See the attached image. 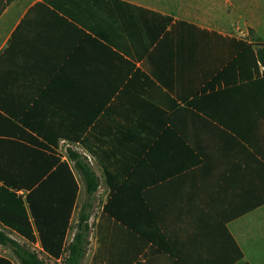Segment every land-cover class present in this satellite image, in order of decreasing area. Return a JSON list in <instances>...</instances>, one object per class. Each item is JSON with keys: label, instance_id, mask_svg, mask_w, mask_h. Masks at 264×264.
<instances>
[{"label": "crops", "instance_id": "crops-1", "mask_svg": "<svg viewBox=\"0 0 264 264\" xmlns=\"http://www.w3.org/2000/svg\"><path fill=\"white\" fill-rule=\"evenodd\" d=\"M77 1L0 7V232L45 264H67L66 248L44 249L27 202L51 149L79 186L65 245L86 197L70 153L99 178L81 264H107L128 236L133 264L161 260L158 244L203 264L201 239L221 226L243 252L238 264H264V66L251 45L264 42V20L232 32L222 10L232 0ZM143 236L153 240L140 252ZM0 264H23L12 244L0 241Z\"/></svg>", "mask_w": 264, "mask_h": 264}, {"label": "trees", "instance_id": "trees-1", "mask_svg": "<svg viewBox=\"0 0 264 264\" xmlns=\"http://www.w3.org/2000/svg\"><path fill=\"white\" fill-rule=\"evenodd\" d=\"M12 0H7L4 5H7ZM102 0H78L76 5H100ZM3 5V6H4ZM94 11V10H93ZM92 11V13H94ZM250 32H254L251 30ZM255 38V37H254ZM252 47H257L256 51L252 50V55L256 58V69H259L258 62L264 66V42L261 39L255 38ZM258 61V62H257ZM34 129V127H31ZM56 145V143H54ZM71 158L76 161V168L81 172L86 184V198L81 206L79 214V221L77 223V233L74 240L70 244H66V236L69 228V222L73 214L79 186L73 170L67 161L62 160V155L57 151L53 153L44 151L42 157V181H39L37 188L29 191L27 195V202L29 211L33 217L34 224L39 232L40 240L44 249L52 256H59L67 249L69 257L66 260L67 264H81L86 252L88 243L87 234L91 229L90 218L94 208V200L96 193L99 190V178L92 168V166L83 160L81 155L71 152ZM103 213L110 214L108 205L104 207ZM40 214L44 219L43 227L39 220ZM53 217L58 220L48 221L47 219ZM117 217H120L117 215ZM121 224L132 230V223L130 221H121ZM53 225V228L51 227ZM132 237L128 236L123 240L125 244L121 248V252L115 256L112 252H107V264H133L135 259L136 249L132 248ZM153 239L148 236H143L138 240L140 246L138 250L142 252L147 244ZM0 241L3 243H10L15 248L17 255L21 258L23 264H45L39 260L37 256L20 246L15 241L9 239L0 232ZM135 241V240H134ZM203 244V264H238L244 257L238 244L233 239L229 230L225 226H221L219 236L216 238L203 237L201 239ZM158 244V243H157ZM159 250L164 252L161 260L151 261V264H163L167 261H173L172 264H184L182 256L174 253L170 249L158 244ZM121 254V255H120ZM119 256V260L118 257ZM146 259V263L150 262V254L145 252L142 255ZM167 260H163L162 258ZM160 259V258H159ZM136 264H143L137 262ZM243 264H249L245 262Z\"/></svg>", "mask_w": 264, "mask_h": 264}, {"label": "rangeland", "instance_id": "rangeland-1", "mask_svg": "<svg viewBox=\"0 0 264 264\" xmlns=\"http://www.w3.org/2000/svg\"><path fill=\"white\" fill-rule=\"evenodd\" d=\"M6 1L7 0H0V7L3 6ZM210 1H213V0H210ZM215 1L218 2V0H215ZM222 3H225V2L223 1ZM206 8H208V10L210 11V13L205 14V17L207 18V23L209 25H216V23L220 21V20H218V18L221 15L220 16H218V14L213 15L211 5H209V7H206ZM244 8L251 9V12L239 13V11L241 9H244ZM226 9L230 14H226L228 16L224 17V20L228 21V23H229L228 27L230 28V30L232 32H238L239 31L238 28H240V30H243V29L248 30V28L250 27L249 24H252V25H254L255 23L257 24L258 20L260 18H262V20H264V0H232V3L228 2L227 5H226V3H225V5L222 4V10L226 11ZM233 10L236 12L232 13ZM249 34L252 37H255L254 32H250ZM262 34L264 36V30H262ZM85 198H82L81 201L79 202L77 210L75 211L76 215L80 214L81 206H82L81 204L84 202ZM98 200H99V198L95 196L94 208L92 210V216L97 215L100 212L101 207H100V204L98 203ZM250 250H251V253L253 252L257 256L259 255L260 250L256 247V245L250 244ZM251 253H250V251H247L246 254L249 257L254 258L252 255L253 253L252 254Z\"/></svg>", "mask_w": 264, "mask_h": 264}]
</instances>
